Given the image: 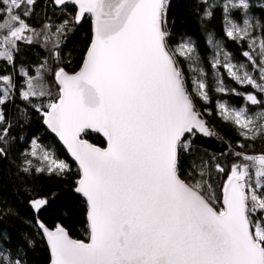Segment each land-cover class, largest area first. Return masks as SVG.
Masks as SVG:
<instances>
[{
	"label": "snow or ice",
	"instance_id": "1",
	"mask_svg": "<svg viewBox=\"0 0 264 264\" xmlns=\"http://www.w3.org/2000/svg\"><path fill=\"white\" fill-rule=\"evenodd\" d=\"M35 2L0 0V60L15 66L20 44L41 37L59 60L56 49L70 23L79 24L87 14L93 25L79 71L53 70L47 61L35 76L20 69L25 77L20 96L78 162L74 192L85 198L88 209L86 242L73 239L62 224L50 228L39 219L55 205L58 193L32 195L28 203L38 234L46 239L50 264H264V152L248 154L227 145L233 160L220 207L206 166L194 183L182 177L181 151L192 153L197 134L215 133L195 102L197 97L210 102L196 44L187 36L175 47L169 44L170 0H53L62 10L76 6L71 22L65 20L55 31L50 24L38 31L26 22ZM212 7L204 8L201 19L212 17ZM254 7L251 0H225L222 6L224 36L247 45L241 53L246 62L234 63L215 33L206 36L213 52L210 66L216 70L215 91L245 101L243 107L218 102L220 115L251 141L264 139V110L255 116L248 112L249 106L264 109V98L256 94L264 97V19L255 17ZM178 57L189 62L191 91ZM221 68L235 83L255 91L226 86ZM49 71L58 86L55 98L45 81ZM16 91L12 76L0 75V124L6 125L0 128V158L8 156L11 128L3 105ZM33 98L47 103L33 104ZM21 117L28 118L27 110ZM88 130L101 133L107 146L83 139ZM29 155L38 166L26 158V173L63 176L71 171L45 149ZM214 168L226 171L219 162ZM23 239L25 246H34V240ZM8 242L0 237V264H25L23 246L10 252L3 247Z\"/></svg>",
	"mask_w": 264,
	"mask_h": 264
},
{
	"label": "trees",
	"instance_id": "2",
	"mask_svg": "<svg viewBox=\"0 0 264 264\" xmlns=\"http://www.w3.org/2000/svg\"><path fill=\"white\" fill-rule=\"evenodd\" d=\"M225 0H207V5H213L211 18L203 20V10L207 6L203 0H170L168 13L170 46L175 47L182 36L190 37L196 44L197 51L202 58L201 65L207 74L208 93L210 102H205L198 97L195 102L203 118L215 133L214 136L206 137L197 134L191 154L181 151V173L188 182L194 183L200 179L199 171L207 167L210 172L208 182L217 198L216 207H220L222 200V187L228 176V165L233 157L230 155L227 145L231 144L237 151H244L248 154H259L264 152V139L255 141L246 140L240 135L237 126L225 121L219 112L217 104L219 101H227L230 105H245L243 97L234 94H221L215 91L216 70L210 66L212 50L206 44L208 32L215 33L218 39H222L225 49L230 52L235 62H246L241 55L247 49L246 44L233 42L224 36L223 32V10ZM255 5L253 11L257 19H264V0H251ZM25 9H21L24 11ZM76 6L68 5L66 9L57 7L53 0H36L34 8L26 22L36 30L50 24L52 30L60 26L65 20L71 22L75 14ZM241 15H243L241 13ZM70 31L61 38V43L56 51L59 52V60L52 55V45L44 46L43 38L32 44H20V52L16 57L15 66L0 60V75H10L16 83L17 91L12 99L3 105V110L8 122L11 124L9 131V144L7 146V158H0V237L6 238L9 242L3 247L10 252H15L18 247L25 264H49L50 252L42 235L38 234L33 220V211L29 205L32 195L37 193L45 194L55 192L58 198L51 208L40 214L41 219L49 227L54 224H62L69 234L79 240L89 239V225L87 218V204L85 199L74 192L75 181L79 179V169L70 160L65 149L54 139L52 134L44 125L43 116L38 113L28 102L20 96V91L25 88V77L20 74L21 67L27 69L29 74L35 76V70L40 64L47 61L51 69L57 66L64 67L69 72L77 71L82 62L85 50L92 37V20L85 16L79 24L70 23ZM259 34V32L257 33ZM181 67L185 70L191 91V72L188 70V61L178 57ZM220 72L224 75V83L229 88H236L243 93L254 92L251 86H242L235 83L223 68ZM45 81L55 98L58 86L54 74L49 71ZM259 98H263L258 92ZM33 104L47 103L33 98ZM252 106V107H257ZM27 110L28 118L22 119L21 113ZM6 125L0 124V128ZM82 137L91 142L105 146L106 139L102 134L87 131ZM35 141V144L33 143ZM243 143V149L238 144ZM45 149L70 165L71 171L63 176L48 175L47 173L24 172L25 159L32 160L38 166L36 157L29 155L33 150ZM223 153V154H222ZM213 157L215 159H213ZM219 162L225 166L226 171L219 173L215 170V163ZM195 163V168L192 167ZM207 178V177H206ZM24 237L34 240V246H25Z\"/></svg>",
	"mask_w": 264,
	"mask_h": 264
},
{
	"label": "water",
	"instance_id": "3",
	"mask_svg": "<svg viewBox=\"0 0 264 264\" xmlns=\"http://www.w3.org/2000/svg\"><path fill=\"white\" fill-rule=\"evenodd\" d=\"M57 7H59V6H57ZM85 16H89V15H85ZM90 18H91V16H89ZM85 18V17H84ZM83 18V19H84ZM83 19L80 21V22H82L83 21ZM91 20H92V18H91ZM92 27H93V25H92ZM80 69V68H79ZM79 69L77 70V71H79ZM66 70V69H65ZM67 71V70H66ZM204 119V118H203ZM205 120V119H204ZM207 123V122H206ZM44 125H45V127L49 130V132L52 134V136L54 137V139L65 149V151L67 152V154H68V157L70 158V160L72 161V162H74L75 163V165L77 166V168L79 169V166H78V162L77 161H75V159H74V157H72L71 156V153L68 151V149H67V147H66V145H64L63 144V142L59 139V137L57 136V134L56 133H54V132H52V130L48 127V125L47 124H45L44 123ZM207 126L209 127V125L207 124ZM210 128V127H209ZM88 131H94V130H88ZM95 132V131H94ZM101 134V133H100ZM83 135V134H82ZM200 135H202V134H200ZM83 139H86V140H88V142L89 143H92V144H94V145H96V146H98V147H106L107 145H105V146H100V145H97V144H95V143H93V142H91L89 139H87V138H84V137H82ZM106 139V138H105ZM85 199V198H84ZM86 201V200H85ZM88 225H89V221H88ZM48 226V225H47ZM49 227V226H48ZM51 228V227H50ZM70 235V234H69ZM71 236V235H70ZM72 237V236H71ZM73 238V237H72ZM73 239H75V238H73ZM77 240H79V239H77ZM45 241H46V239H45ZM84 241H88V240H84ZM46 244H47V242H46ZM48 246V245H47ZM50 264V263H49Z\"/></svg>",
	"mask_w": 264,
	"mask_h": 264
},
{
	"label": "rangeland",
	"instance_id": "4",
	"mask_svg": "<svg viewBox=\"0 0 264 264\" xmlns=\"http://www.w3.org/2000/svg\"><path fill=\"white\" fill-rule=\"evenodd\" d=\"M234 63H236L235 61H233ZM188 64H189V62H188ZM202 66V65H201ZM203 67V66H202ZM250 67V66H249ZM203 69H204V67H203ZM204 72H205V69H204ZM191 78H192V73H191ZM264 98V97H263ZM219 102H224V101H219ZM232 106H235V105H232ZM243 106H245V105H242V106H238V107H243ZM262 110H264V109H262L261 108V106H257V107H252V106H249V108H248V112H249V114L250 115H253V116H255V114H257V113H259L260 111H262ZM239 129V128H238ZM239 131H240V129H239ZM58 160H60V159H58ZM62 161V160H61Z\"/></svg>",
	"mask_w": 264,
	"mask_h": 264
}]
</instances>
